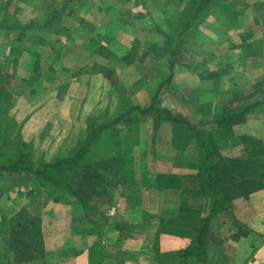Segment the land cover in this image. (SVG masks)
I'll use <instances>...</instances> for the list:
<instances>
[{
    "label": "crops",
    "instance_id": "0c3cea01",
    "mask_svg": "<svg viewBox=\"0 0 264 264\" xmlns=\"http://www.w3.org/2000/svg\"><path fill=\"white\" fill-rule=\"evenodd\" d=\"M204 1H42L44 15L53 11L46 28L53 22L60 27L58 33L71 32L74 40H78L79 36H88L85 33L88 30L89 36L96 34L101 37L99 50L108 54L110 66L118 67L119 60L124 59L127 63L125 66L131 71H139L138 76L130 73L126 79L114 76L119 89L113 88L115 83L105 89L108 104H112L117 96L126 102L123 108L127 110L113 118L124 117L118 124L127 127L125 138H129L136 129L142 137L136 143L139 147L136 156L130 159L135 166L132 167V184L142 185L141 182L152 178L178 184L175 188L166 187L157 191L144 188L138 192L141 194L134 193L141 195L142 214L137 219L114 220L118 227L114 230L115 242L109 241L106 245V252H109L106 264H264V190L234 199L231 202L234 222L217 227L218 233L228 229L233 234L239 232L240 236L211 238L210 234L217 232L213 227L214 221L221 216L218 214L211 218L204 253L200 256L203 259L194 255L181 257V253L195 241L200 223L190 221L196 219V212L201 210L199 201L204 202V197L197 190L200 157L197 136L185 125L170 122L160 124L156 130L159 134L155 136L163 150L164 144L171 151L167 156L165 150L159 149L160 154H156V157L149 156L146 152L153 143L147 137L149 128L145 130L142 125L151 121L148 118L150 115H141L137 111L130 113L134 107L143 109L153 102L156 109L169 111L172 116L187 117L188 121H184L191 125L195 126L201 121L202 124L197 127L208 132L216 130L213 123L216 117L244 112V121L230 127V138L224 144L237 150L243 137L264 139V0H212L201 8ZM52 4H56L57 9H51ZM67 20L75 24L72 31L66 26ZM11 30H14L13 27ZM89 45L87 41L84 52L93 50ZM152 48L156 55L152 54L154 71L149 69L145 60L148 57L146 52ZM169 51L170 55L164 56L165 60L163 55ZM94 52L88 54L90 62L96 57ZM87 62L85 58L76 64L72 74L62 80L52 76V70L47 68L46 76L34 77L28 86L34 88L43 84L44 94L49 95L72 83L91 87L100 83L103 89L104 74L84 71ZM61 68L60 71L64 70ZM131 83L133 94L126 86ZM148 85L153 89L151 94L146 90ZM134 94L132 103L129 98ZM149 94L150 97L147 96ZM43 98L49 99L50 96ZM93 107L99 108L96 102ZM124 144L125 141L118 142L115 157L120 158L123 165L129 163L131 166ZM165 161L168 166L162 171L161 165ZM148 165H154V170H151L154 176L150 175L151 172L147 173ZM166 204L171 208V221L158 223ZM52 206L48 205V210ZM19 209L16 208L13 215ZM243 231L247 234L242 235ZM0 232L9 236L8 224ZM65 238L72 240V237ZM103 253L106 254L105 251ZM94 258V253L91 256L82 249L74 255L76 264H95Z\"/></svg>",
    "mask_w": 264,
    "mask_h": 264
},
{
    "label": "rangeland",
    "instance_id": "374dc122",
    "mask_svg": "<svg viewBox=\"0 0 264 264\" xmlns=\"http://www.w3.org/2000/svg\"><path fill=\"white\" fill-rule=\"evenodd\" d=\"M42 1L0 0V163L12 160L19 150L30 154V160L35 167L52 163L57 159L72 157L85 143V139L91 131L104 125L106 127L97 133L94 146L84 154L82 161L67 176V182L87 203L86 208H83L77 198L65 188L49 186L42 193L37 179L32 175L26 173L20 176L0 174V225L4 223L3 226H0V231L5 230L8 224L9 233V224L14 216L20 210L29 207L34 201L35 205L29 210V214L31 215L30 219L35 220L40 228L44 244L43 254L36 256L35 261L24 260L21 264H76L74 255L80 249L91 256L94 253L97 258H94L95 264H106L107 253H109L108 250L106 252V245L109 244V241L115 242L114 230L118 227L114 224V220L137 219L142 214L141 195H134V193L141 194L138 192H142L144 188L156 189L155 191L166 187L168 189L175 188L178 184L175 181L167 182L164 179L155 181L154 178L147 179L144 183L141 182L142 185L132 184V167L135 166L132 161L130 162V159L132 160L136 156L139 148L136 143L142 137L140 138L136 129L131 132L129 138H125L127 127L124 124L111 125L113 118L127 110L124 111L125 108H123L126 106V102L117 96L112 104L111 102L108 104L105 89L111 83H115L113 88L119 89L118 82H114V76L126 79L130 73L134 77L138 76L139 71L137 69H133L134 72L131 71L129 67L125 66L127 63L124 59L119 60L118 67L110 66L108 54L99 50L102 46L101 37L96 34L92 37L89 36L88 30L85 32L88 36H79L78 40H74V34L71 32L58 33L60 27L53 22L46 28L47 21L53 11L44 15ZM51 6V9H57L56 4ZM84 11L85 9H83ZM84 16L91 18L89 14H84ZM73 23L72 20L66 22V26L71 31L75 26ZM97 23L96 21L95 25ZM12 27L14 30H11ZM1 28L5 30L1 31ZM90 38L93 39L90 40ZM87 41L93 50L84 52L86 49L84 45ZM93 52L96 57L90 62L88 54ZM165 53L167 54L163 55L164 59V56L170 55V51ZM152 54L155 55L154 48L146 52L148 57L145 60L149 69L154 71ZM85 58L88 62L84 71L104 74L105 80L101 79L103 89L100 88V83L94 84L92 87L83 83H72L56 89L52 95H49V93L44 94L43 84L34 88L28 86L34 77L46 76L47 68L52 70V76L60 77L62 80L72 74L74 66ZM165 60L163 63L167 65ZM59 68L64 70L60 71ZM151 74L153 73L151 72ZM131 84L126 86L129 87V93L133 94L134 88ZM146 90L150 94L153 92L149 85ZM150 94L147 96L150 97ZM43 96H50V98L44 99ZM134 97L135 94L130 96V102ZM94 101L99 108H92ZM123 101L125 105L122 104ZM97 109L98 111H96ZM174 117L181 121H188V118L184 116ZM148 118L151 121L144 123L142 127L145 130L149 128L147 137L153 144L148 146L146 153L156 157V154H160L159 149H162V144L155 136L159 134L158 131L156 133V130L160 124L169 121L160 122L156 128L152 116H148ZM200 122H197L195 126L198 124L200 126L202 124ZM191 131L195 133L193 130ZM229 138L222 137L218 140L220 154L228 158H245L246 143L257 147V144L252 140L245 139L251 137H243L240 140V148L232 149L224 144L225 140ZM252 139L262 144L264 153V142H261L264 139ZM120 140L125 141L124 146L127 148L124 149H126L127 157L129 156L127 161L131 163V166L129 163L123 165L120 162L122 160L115 157L116 146ZM163 148L164 154L168 156L171 149L167 145L165 147L164 144ZM193 150L195 149H190V151ZM117 151L120 152V149L118 148ZM153 166H147V173L154 170ZM165 166H168L166 161L161 165L162 171ZM150 175L154 176L153 172ZM129 182L132 185L128 184ZM197 186V190L202 196L199 181ZM260 190H264V188ZM33 192L35 193L32 195ZM38 193H42L41 197ZM203 197L204 202L199 201L201 210L196 212V219L192 218L191 223H200L201 218L207 216L211 210V200ZM48 205H53V208L48 210ZM168 206L170 205L166 204L158 223H170L171 208ZM4 207L8 210L2 211L1 208L4 209ZM16 208L20 209L13 215ZM219 214L221 215L218 217L219 219L214 221V231L221 224L232 222L226 213ZM3 215L9 217L4 218ZM218 232L219 229L215 234L211 233L210 237L231 235L230 237L236 238L240 236L239 232L233 234L228 229ZM241 234L247 233L241 232ZM74 235H78V237L75 238ZM65 237H72V240ZM25 240L30 239L25 238ZM22 248L28 255L32 251L28 243L22 244ZM11 250L10 237L0 232V264H12ZM102 251H105L106 254ZM34 255L37 254L34 253Z\"/></svg>",
    "mask_w": 264,
    "mask_h": 264
},
{
    "label": "trees",
    "instance_id": "16d2710c",
    "mask_svg": "<svg viewBox=\"0 0 264 264\" xmlns=\"http://www.w3.org/2000/svg\"><path fill=\"white\" fill-rule=\"evenodd\" d=\"M211 1L205 0L202 2L201 8ZM133 111H137L141 115L152 116L153 124L156 128L160 122L169 121L185 125L196 133L200 149L197 178L202 196L211 200V210L206 217L201 218L194 243L189 249L181 253V257L187 258L194 255L198 259H203L200 256L204 253V244L210 228L211 218L219 213H226L231 221L234 222L231 202L236 198L246 197L264 188V153L262 151V144L252 138H245L257 144V147H253V144L246 143V147H244L245 158H228L220 154L219 138L223 137L225 139L230 136V127L235 123L244 121V112L236 115L218 116L213 121L216 125V130L204 132L197 126L177 119L166 110L156 109L153 102L143 109L134 107L130 110V113ZM123 118V116H119L112 121L111 125L118 124ZM104 127L106 125L91 131L87 135L85 143L81 145L72 157L57 159L41 167H35L30 160V154L24 150H19L12 160L0 163V174L7 173L9 175L16 174L20 176L26 173L32 175L37 179L42 193L49 186L65 188L71 195L77 198L83 208H86L87 203L77 193L75 188L67 182V176L82 161L84 154L91 150L95 144L97 133L101 129H104ZM34 193L31 194L33 195ZM42 193H38L39 197H41ZM34 205L35 202L33 201L29 207L20 210L9 224L10 246L13 257L12 264H21L24 260L35 261L36 256L38 257L43 254L44 244L40 228L35 220L30 219L31 215L29 214V210ZM236 227L239 228L238 226ZM242 233H245V231ZM25 238L30 240H25ZM27 243L32 248L29 255L22 248V244ZM34 253L37 255H34Z\"/></svg>",
    "mask_w": 264,
    "mask_h": 264
}]
</instances>
